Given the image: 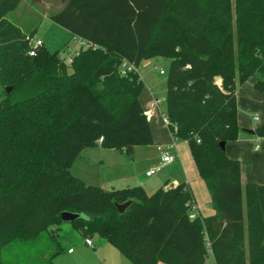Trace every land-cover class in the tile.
Instances as JSON below:
<instances>
[{"label":"trees","instance_id":"16d2710c","mask_svg":"<svg viewBox=\"0 0 264 264\" xmlns=\"http://www.w3.org/2000/svg\"><path fill=\"white\" fill-rule=\"evenodd\" d=\"M21 1L0 0V77L10 87L0 95V264L4 250L42 238L51 264L62 211L79 214L69 223L84 239L98 235L133 264H264V185H242L239 160L221 147L239 135L237 84L253 77L264 94V0H65L49 18L86 42L69 60L44 44L29 54L33 32L7 18ZM155 57L169 60L163 114L188 144L211 216L191 217L184 181L147 193L71 173L84 148L131 159L153 144L137 67ZM123 62L132 69L122 73ZM254 134L264 137V124Z\"/></svg>","mask_w":264,"mask_h":264},{"label":"crops","instance_id":"0c3cea01","mask_svg":"<svg viewBox=\"0 0 264 264\" xmlns=\"http://www.w3.org/2000/svg\"><path fill=\"white\" fill-rule=\"evenodd\" d=\"M38 1L41 2V0ZM51 1H53V5L56 8L54 11L60 9L65 2V0ZM71 38L76 41L79 47L86 45L84 40L76 36L72 35ZM77 51L78 49H75L71 51V54L67 53L63 57L69 60ZM147 61H151V58L140 63L137 67L138 72L141 65L144 66V63H149ZM147 73L148 70H143V74L139 72L144 83L139 100L150 124L153 144L135 146L131 159L120 150L103 148L99 144L84 148L73 162L71 173L87 184L98 185L106 190L141 185L147 193L153 192L160 187L175 186L179 182L184 181L189 184L194 195V203L190 213L201 217L211 216L215 211L212 207L208 190L206 186L204 187V182H201L203 180L198 172L195 174V164L190 160L188 154L178 152L175 140L171 141L174 142L176 148L173 161H179L178 164L176 163L178 169H176L175 174L165 179L164 177L152 178V175H146L147 170L156 167L154 166L155 163L151 162L149 147L162 145L163 140L166 139L158 136L157 129L163 127L168 129L166 118L162 112L163 125H161L158 106L154 104V99L158 98L156 95L157 84L152 80L148 81V83L145 81ZM218 83H220L219 79ZM254 84L255 79L253 77L248 78L241 84H237V123L240 131L236 140L228 141L224 145L226 155L238 159L240 162V180L242 185L247 182L264 185V137H258L254 133L247 132L249 129L254 130L264 124V94L258 91ZM255 117L257 118L255 119ZM167 150L164 152H171L169 151L171 149L167 148ZM58 239H60L59 241L62 244L63 241L60 236ZM68 253L73 254V251ZM157 264L164 263L158 262Z\"/></svg>","mask_w":264,"mask_h":264},{"label":"rangeland","instance_id":"374dc122","mask_svg":"<svg viewBox=\"0 0 264 264\" xmlns=\"http://www.w3.org/2000/svg\"><path fill=\"white\" fill-rule=\"evenodd\" d=\"M54 9L56 8L51 0H41V2L38 0H22L16 10L10 13L7 18L20 26L22 31L27 33L33 32L31 43L36 39H41L48 51H58L60 56H65V54H71V51L79 49V46L71 38L72 35L68 30L50 20L49 14L54 12ZM64 59L67 60L68 58L64 57ZM147 62L149 63H144V66H140L139 72L143 74V70H148L145 81L148 83V81L152 80L157 84L156 95L161 99V103L158 106L159 118L162 122L161 125H163L161 112L163 113L165 109L166 84L165 73L159 74V70L163 69L167 72L169 60L155 57ZM7 86L9 85L0 77V95L5 91ZM165 128L157 129L158 136L166 138L162 142L163 149H158V145H154V147L152 146L148 149L151 162L155 163L154 166L160 165L163 152L165 150L168 151L166 144L172 140H175L178 152L187 153L190 160L194 163L187 142L182 139L173 138L169 130ZM178 162L173 161V163L161 165L159 170L152 175V178L164 177L165 179L175 174L176 169H178ZM194 171L197 174L195 167ZM201 182L203 183V181ZM58 235L61 237L63 243L61 244L60 239H58L59 252L52 257L51 264H133L116 248L106 242L105 239L96 234L89 237L93 245H87L84 237L69 222H62L59 225ZM69 248L72 249L73 254L67 252ZM9 250L8 254H6V250L2 254L4 264H48L47 257L54 250V246L49 239L42 238L34 244H31L30 241L18 242ZM15 256H18L17 260L14 258Z\"/></svg>","mask_w":264,"mask_h":264},{"label":"built area","instance_id":"2783aa9c","mask_svg":"<svg viewBox=\"0 0 264 264\" xmlns=\"http://www.w3.org/2000/svg\"><path fill=\"white\" fill-rule=\"evenodd\" d=\"M31 37L32 36H27V40H28V43L30 44V48H29V54H34V51H35V48L38 47V46H41L43 45V41L41 39H36L33 43H31ZM132 69V66L130 64H128L127 62H123L121 64V72L124 73L126 70H130ZM160 74H164V70H160L159 71ZM161 103V99L160 98H155L154 99V104L159 106ZM257 117H255L256 119ZM174 130H176V126L174 125ZM167 148L168 149H171V150H175V144L174 142H170L169 144H167ZM158 149L162 150V145H159L158 146ZM175 158V152L174 151H171V152H163L162 154V158H161V164L156 166V167H153L149 170L146 171V175L150 176V175H153L156 171L159 170V168L161 167V165H166V164H169L171 163ZM194 215L191 214V217H193ZM85 243L87 245H90L92 246L93 243H92V240L90 238H85ZM67 252H72V249L69 248Z\"/></svg>","mask_w":264,"mask_h":264},{"label":"water","instance_id":"95a60500","mask_svg":"<svg viewBox=\"0 0 264 264\" xmlns=\"http://www.w3.org/2000/svg\"><path fill=\"white\" fill-rule=\"evenodd\" d=\"M9 90H10V87H6V92H8ZM247 132L253 134L254 133V130L253 129H249V130H247ZM224 145H225V143L222 142L221 143V147L224 148ZM129 203L130 202L127 201V202L122 203V204H116V207H117V209H118L119 212H123L124 209L127 207V205ZM60 217H61V220L63 222H71V221L75 220L76 218H78L79 217V214L78 213H74V212H70V211H62L60 213Z\"/></svg>","mask_w":264,"mask_h":264}]
</instances>
